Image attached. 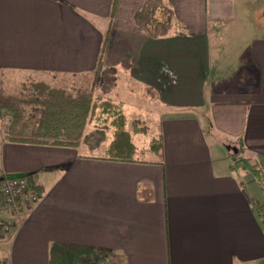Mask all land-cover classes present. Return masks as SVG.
<instances>
[{
	"label": "crops",
	"instance_id": "crops-1",
	"mask_svg": "<svg viewBox=\"0 0 264 264\" xmlns=\"http://www.w3.org/2000/svg\"><path fill=\"white\" fill-rule=\"evenodd\" d=\"M148 1L0 0V72L113 69L126 121H154L162 144L120 163L0 136V178L26 175L39 197L0 264H264V193L231 169L264 172V0H160V39L133 23Z\"/></svg>",
	"mask_w": 264,
	"mask_h": 264
},
{
	"label": "trees",
	"instance_id": "trees-1",
	"mask_svg": "<svg viewBox=\"0 0 264 264\" xmlns=\"http://www.w3.org/2000/svg\"><path fill=\"white\" fill-rule=\"evenodd\" d=\"M162 6L160 0H150L133 18L134 26L152 39L164 38L171 30L169 20H155V14ZM97 76L101 78L100 89L104 95L115 90L116 77L113 69L97 71L93 77ZM27 87L30 88H21V92L16 95H6L0 91V113L5 112L12 122L10 131L6 134L8 141L65 148L83 145L90 153L101 150L106 142L105 131L94 129L85 133L97 109V105L92 104L90 95L82 94L79 90L76 96H71L42 83H31ZM99 107L102 109L101 113L112 118L110 126L114 129L113 138L105 150V157L100 160L134 163L136 148L131 134L126 130V119L120 108L116 110L108 101L100 102ZM161 148L159 138L150 140L149 149L152 153L159 154ZM232 162V170L237 168L251 173L264 193V172L257 165L241 157H235ZM30 186L36 189L31 182ZM255 213L264 229V203L257 205Z\"/></svg>",
	"mask_w": 264,
	"mask_h": 264
},
{
	"label": "rangeland",
	"instance_id": "rangeland-1",
	"mask_svg": "<svg viewBox=\"0 0 264 264\" xmlns=\"http://www.w3.org/2000/svg\"><path fill=\"white\" fill-rule=\"evenodd\" d=\"M243 30L240 28L239 30H235L234 33L238 35V38H242L243 34L245 33H251L244 30L245 27H242ZM242 30V33H241ZM256 31H253V34ZM228 44V43H226ZM225 45V44H224ZM227 49H229V46H225ZM226 49V50H227ZM0 83L1 88L0 91H2L6 95H16L19 92H21V88L28 89L31 83H42L45 85H48L54 89L62 90L64 93L76 96L77 92L80 90L82 91V94L90 95L91 96V102L94 105H97V109L95 111V114L93 115L92 122L87 125L85 133H89L93 131L94 129H102L105 131L106 134V142L105 144H108L111 142L113 138L114 129L112 126H110L112 118L110 116H107L106 113H101L102 109L99 107L100 102L103 103V101H108L112 104L113 107H115L116 110H121L122 107L118 103H116V98H114V91L111 92L109 95H104L100 89L101 86V78L100 76L93 77V75H83L78 77H48V76H42L37 74H30V73H19V72H4L0 73ZM5 115V118H7L8 121H11L9 116L5 114V112H2ZM123 114V112H122ZM124 115V114H123ZM152 125L150 127V124L146 127L143 122L139 120H132L131 118L126 121V130L131 134V137L133 138V142L135 145V148L137 151H145L146 148L149 147L150 140L152 136L154 135L153 132L155 131L156 124L154 121H152ZM157 123V122H156ZM2 124V123H1ZM12 122H10V125H0V136H4L10 131ZM0 137V138H1ZM6 138V137H5ZM154 139V137H153ZM1 142V140H0ZM104 144V145H105ZM105 146H102L101 150L99 152H95L92 154H95L97 156H104L105 155ZM78 153L80 155H88L89 152L83 151V147H79ZM138 155V158L141 160H156L157 156L150 155V154H144ZM105 157V156H104Z\"/></svg>",
	"mask_w": 264,
	"mask_h": 264
},
{
	"label": "built area",
	"instance_id": "built-area-1",
	"mask_svg": "<svg viewBox=\"0 0 264 264\" xmlns=\"http://www.w3.org/2000/svg\"><path fill=\"white\" fill-rule=\"evenodd\" d=\"M11 121L0 113V125H10ZM2 123V124H1ZM1 129V127H0ZM38 183L33 182L36 188ZM39 197L30 186V179L3 180L0 182V241L4 240L14 229L20 227L23 212L37 204Z\"/></svg>",
	"mask_w": 264,
	"mask_h": 264
},
{
	"label": "water",
	"instance_id": "water-1",
	"mask_svg": "<svg viewBox=\"0 0 264 264\" xmlns=\"http://www.w3.org/2000/svg\"><path fill=\"white\" fill-rule=\"evenodd\" d=\"M23 178H26V175H23V174H11V175H7L5 177L0 178V182H2L5 179H7V180H15V179H23Z\"/></svg>",
	"mask_w": 264,
	"mask_h": 264
}]
</instances>
